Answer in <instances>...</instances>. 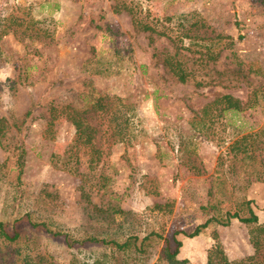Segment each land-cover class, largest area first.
<instances>
[{"label":"rangeland","instance_id":"374dc122","mask_svg":"<svg viewBox=\"0 0 264 264\" xmlns=\"http://www.w3.org/2000/svg\"><path fill=\"white\" fill-rule=\"evenodd\" d=\"M113 3L0 0V220L30 212L84 241L19 223V239L0 237V264H172L158 237L141 254L85 238L189 234L246 199L264 222V0H134L172 38ZM252 227L233 218L179 233L178 257L248 256Z\"/></svg>","mask_w":264,"mask_h":264},{"label":"trees","instance_id":"16d2710c","mask_svg":"<svg viewBox=\"0 0 264 264\" xmlns=\"http://www.w3.org/2000/svg\"><path fill=\"white\" fill-rule=\"evenodd\" d=\"M113 1H114L113 3L114 11L120 12L126 10L129 13L133 14V24L135 25V27L141 30L149 31L151 33L160 32L172 38V36L168 35L166 31H158V29L154 25L146 21H143L141 18L136 16V10L135 7L133 6L134 0H113ZM8 30L9 29L2 27V23L0 19V37L8 33ZM218 36L228 37L224 35H218ZM211 52L213 53L214 51ZM211 58L217 59L218 53H214V55ZM165 63L172 71V73L180 81L185 82L188 80L190 73L184 68L182 61H180L179 59H175L172 55H168L165 58ZM223 98L226 101H228L230 104L231 101H234L236 103L235 105L236 108L240 107L239 100L238 99L234 100L231 94H226L223 96ZM4 121H5L4 117L0 118V132H2L5 128L3 125ZM75 123L78 131L81 134L85 133L87 135L86 142H91L94 128L89 124L86 118L82 117L81 119H77ZM22 172L23 170H20L19 175H21ZM262 174L264 175V170L262 171ZM242 209L246 210L245 215L241 214ZM233 218H238L239 220L247 224H253V227L250 230V238L255 248L254 253L242 258L230 260L227 257L224 249L220 246H216L215 249L208 255L207 264H264V222L260 221L259 215L254 208L253 200L250 199L243 200L241 203L236 205L234 209L231 210L228 209L225 212V215L223 214L221 216L219 215L210 216L209 218H207L205 222L198 224L195 230L189 234L185 233L184 231H176L171 236H163L162 234L156 231H152L144 235L143 237H140L137 234H131L128 235L125 239H118L114 237H101L92 234V235H88V237L85 238V241L96 244L98 246H107L111 250H118V251L121 250L126 251L128 248L133 247L134 251L141 254L146 252V246L148 244L147 242L152 237H158L160 240H163L162 251L166 259L172 264H184L186 263L187 260L180 259L178 257V254L180 252V247L183 244L182 240H180L177 237L179 233L187 234L188 236L193 237L200 234L202 229L209 226V224H211L212 222H216L222 225H228ZM19 223H22V225L25 224L29 225L33 229L36 228L38 230H43L52 235H61L66 240L67 245L69 247H73L74 243L84 242L73 239V236L70 235L69 231L55 230L52 229L46 221L34 220L30 212H26L25 214L19 217H15L11 223L0 220V237L9 241H15L19 239L22 235V230L20 229L21 224Z\"/></svg>","mask_w":264,"mask_h":264}]
</instances>
